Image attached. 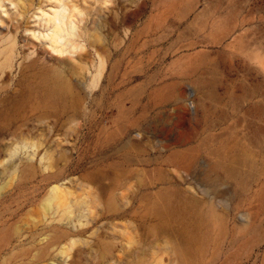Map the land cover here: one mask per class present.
Wrapping results in <instances>:
<instances>
[{"label":"rangeland","instance_id":"rangeland-1","mask_svg":"<svg viewBox=\"0 0 264 264\" xmlns=\"http://www.w3.org/2000/svg\"><path fill=\"white\" fill-rule=\"evenodd\" d=\"M183 246L264 264V0H0V264Z\"/></svg>","mask_w":264,"mask_h":264},{"label":"bare ground","instance_id":"bare-ground-1","mask_svg":"<svg viewBox=\"0 0 264 264\" xmlns=\"http://www.w3.org/2000/svg\"><path fill=\"white\" fill-rule=\"evenodd\" d=\"M66 12L67 10L65 6H58V10H53L43 18L48 33L43 35L42 38L48 42L51 51L59 55H63L66 51L65 48L69 46V43L65 41L64 35H76L75 27L72 22L69 21V23H66L64 20V14ZM63 43L65 44V47H63ZM70 48L75 49L77 47L72 45ZM214 219L213 212L210 210L206 219V224L214 222ZM191 256L192 249L189 246H183L179 250V264H191Z\"/></svg>","mask_w":264,"mask_h":264}]
</instances>
